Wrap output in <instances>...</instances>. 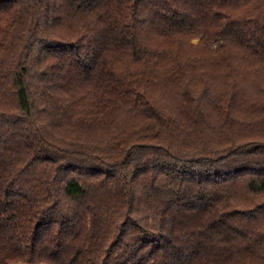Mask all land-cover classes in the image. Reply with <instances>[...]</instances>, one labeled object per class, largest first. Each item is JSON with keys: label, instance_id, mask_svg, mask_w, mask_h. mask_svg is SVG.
<instances>
[{"label": "trees", "instance_id": "16d2710c", "mask_svg": "<svg viewBox=\"0 0 264 264\" xmlns=\"http://www.w3.org/2000/svg\"><path fill=\"white\" fill-rule=\"evenodd\" d=\"M0 264H264V0H0Z\"/></svg>", "mask_w": 264, "mask_h": 264}]
</instances>
